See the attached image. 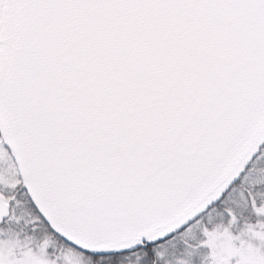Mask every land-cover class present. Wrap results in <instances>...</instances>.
<instances>
[{
  "label": "snow or ice",
  "instance_id": "6c2138e0",
  "mask_svg": "<svg viewBox=\"0 0 264 264\" xmlns=\"http://www.w3.org/2000/svg\"><path fill=\"white\" fill-rule=\"evenodd\" d=\"M0 264H264V0H0Z\"/></svg>",
  "mask_w": 264,
  "mask_h": 264
}]
</instances>
